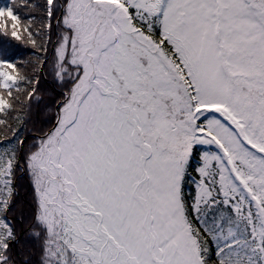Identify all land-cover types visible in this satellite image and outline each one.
I'll return each mask as SVG.
<instances>
[{
	"label": "snow or ice",
	"instance_id": "1",
	"mask_svg": "<svg viewBox=\"0 0 264 264\" xmlns=\"http://www.w3.org/2000/svg\"><path fill=\"white\" fill-rule=\"evenodd\" d=\"M0 264H264V0H0Z\"/></svg>",
	"mask_w": 264,
	"mask_h": 264
}]
</instances>
